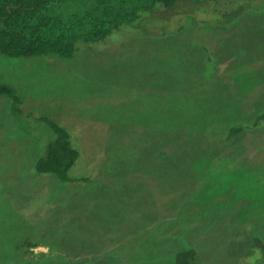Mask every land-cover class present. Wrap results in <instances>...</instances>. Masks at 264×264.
I'll return each instance as SVG.
<instances>
[{
	"label": "rangeland",
	"instance_id": "obj_1",
	"mask_svg": "<svg viewBox=\"0 0 264 264\" xmlns=\"http://www.w3.org/2000/svg\"><path fill=\"white\" fill-rule=\"evenodd\" d=\"M244 1L225 26L203 22L230 5L196 22L182 2L70 58L0 55L31 114L0 95V264H174L188 247L191 264H264V120L226 139L264 108V0ZM36 115L70 132L86 181L34 173L54 136Z\"/></svg>",
	"mask_w": 264,
	"mask_h": 264
},
{
	"label": "trees",
	"instance_id": "obj_2",
	"mask_svg": "<svg viewBox=\"0 0 264 264\" xmlns=\"http://www.w3.org/2000/svg\"><path fill=\"white\" fill-rule=\"evenodd\" d=\"M182 2L189 3L185 4L188 11L185 16L196 22H203L196 14L203 11V6L230 5V8L212 9L207 21L203 22L220 26L235 21L247 5L244 0H0V55L17 58L55 54L70 58L79 45L102 43L123 28L141 30L147 14L164 20L166 11L175 10ZM182 26L180 24L176 29L180 30ZM0 95L10 99V114L21 124L23 116H31L30 113L22 114L18 106L21 99L14 87L0 81ZM34 118L54 134L35 159L34 173L52 176L62 182L86 181L87 177L69 176L79 155L70 132L48 116L36 115ZM263 120L264 108L249 121L230 125L226 139L259 126ZM252 245L260 247L264 254V243L259 238H254ZM195 255L192 247L179 250L174 253V264H191Z\"/></svg>",
	"mask_w": 264,
	"mask_h": 264
}]
</instances>
